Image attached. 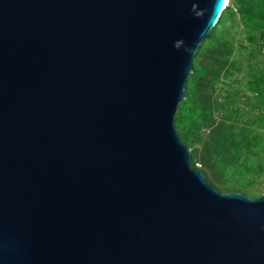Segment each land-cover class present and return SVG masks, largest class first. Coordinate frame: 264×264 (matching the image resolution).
Wrapping results in <instances>:
<instances>
[{
    "label": "water",
    "instance_id": "95a60500",
    "mask_svg": "<svg viewBox=\"0 0 264 264\" xmlns=\"http://www.w3.org/2000/svg\"><path fill=\"white\" fill-rule=\"evenodd\" d=\"M227 2L0 0V264H264L175 126Z\"/></svg>",
    "mask_w": 264,
    "mask_h": 264
},
{
    "label": "trees",
    "instance_id": "16d2710c",
    "mask_svg": "<svg viewBox=\"0 0 264 264\" xmlns=\"http://www.w3.org/2000/svg\"><path fill=\"white\" fill-rule=\"evenodd\" d=\"M175 126L213 187L264 193V0H229L194 57Z\"/></svg>",
    "mask_w": 264,
    "mask_h": 264
},
{
    "label": "built area",
    "instance_id": "2783aa9c",
    "mask_svg": "<svg viewBox=\"0 0 264 264\" xmlns=\"http://www.w3.org/2000/svg\"><path fill=\"white\" fill-rule=\"evenodd\" d=\"M229 2H227V5H228ZM195 166L198 168L200 167V164L199 163H195Z\"/></svg>",
    "mask_w": 264,
    "mask_h": 264
}]
</instances>
